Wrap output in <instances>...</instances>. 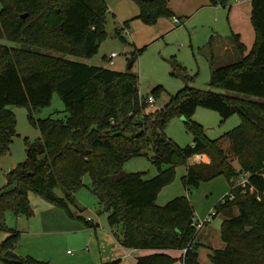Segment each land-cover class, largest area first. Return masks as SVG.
<instances>
[{"label":"trees","instance_id":"obj_1","mask_svg":"<svg viewBox=\"0 0 264 264\" xmlns=\"http://www.w3.org/2000/svg\"><path fill=\"white\" fill-rule=\"evenodd\" d=\"M135 1L139 18L146 23L174 17L171 0ZM231 1L209 0V4L227 7ZM0 2V40L16 44L0 43V156L10 152L17 134V119L10 106L27 108L30 122L41 131L39 139L26 141V160L7 174V183L0 189V230L7 229L8 212L32 215L31 194L75 218L70 206L76 205V194L89 176L92 192L109 213V224L122 229L121 245L158 252L139 257L137 264H174L176 258L159 252L185 249L183 263L200 264L195 209L190 199L184 195L164 206L157 204L160 191L173 181L174 167L186 164L182 181L187 191L225 176L229 192L235 196L215 207L214 217H224L221 238L225 246L213 251L212 264H264V0L251 1L252 48L248 51L241 36L233 33L239 59L218 67L211 58L210 85L225 93L186 86L154 111L148 110L145 101L151 95L159 98L161 86L142 96L139 76L132 71L56 55L89 58L98 53L107 37L109 7L105 0ZM120 30L116 34L125 38ZM55 92L65 104V118L36 119L34 113L49 106ZM199 107L218 112L223 120L238 114L242 122L211 140L204 127L192 119ZM177 115L184 117L194 135L193 144L184 148L165 134L168 122ZM224 140L229 141L228 153L221 146ZM150 148L157 176L145 179L144 173L124 171L127 161ZM228 154L238 160L239 169L231 164ZM197 155H207L210 162L188 164ZM164 165L170 167L164 169ZM243 174H249L250 183L245 189L235 187ZM56 189L62 191V197ZM85 222L88 227H97ZM12 231L6 245L0 247L4 252L10 248L7 243L19 234ZM7 262L47 264L32 258Z\"/></svg>","mask_w":264,"mask_h":264},{"label":"rangeland","instance_id":"obj_2","mask_svg":"<svg viewBox=\"0 0 264 264\" xmlns=\"http://www.w3.org/2000/svg\"><path fill=\"white\" fill-rule=\"evenodd\" d=\"M105 1L109 7L106 23L107 37L102 42L98 53L89 58L59 53L56 54L57 56L116 71H132L139 76V91L142 96L150 95L154 88L161 86L163 90L160 97H154L156 106L150 107L147 104L149 111L163 107L172 95L186 86L196 90L225 93L210 85L211 58L213 56L215 65L218 67L229 65L239 59V53L232 38L234 29L231 24V11L238 6L235 0H232L227 7H204L194 15L193 13L180 14L185 11L183 9V6H186L185 3L183 0L175 2L171 0L169 7L174 14L182 17V24L175 23L174 17H161L154 24L144 22L142 18H139L140 8L135 0ZM1 8L0 2V11ZM243 21L238 25L240 27L236 25V28L244 32L242 42L248 44L249 51L252 47L249 45L250 41L251 44L254 43V30L248 20L246 23ZM122 28L129 30L125 38L116 34L117 29ZM248 28L251 31L250 39ZM0 43L16 46L6 40H0ZM112 53L118 55L114 59V64H110L109 61ZM133 61L134 64L130 69ZM9 108L17 119V134L13 138L10 152L0 156V189L7 183V174L26 160V141L34 142L41 137V131L29 120L27 108L14 105ZM65 116V104L58 92L53 94L49 106L34 113V117L41 120L64 119ZM192 119L204 127L211 140L220 138L242 122L238 114L223 120L218 112L202 107L196 110ZM165 134L180 148L193 144L194 135L182 116H174L168 122ZM221 146L226 153L229 152V141L224 140ZM153 155V150L147 149L143 155L127 161L123 167L124 171L144 173L145 179L154 178L159 174V170L152 162ZM206 161L201 160L198 163H206ZM230 161L236 169H239L237 159L230 156ZM169 167L164 165V169ZM186 172V164L174 167L173 181L160 191L157 204L164 206L174 198L185 195L195 207L196 222L205 221L210 217V222L198 232L195 240L202 263L210 264L213 251L223 249L225 246L221 238L224 217L211 215L215 213L216 205L229 192L230 184L225 176H219L203 182L199 188L187 191L182 181ZM56 194L63 196L60 189H56ZM30 204L33 210L31 216H16L13 212H8L6 214L7 229L0 230L1 248L6 245L5 241L12 235V230L19 233L15 239L7 243L10 244L8 251L14 252L18 256L17 260L32 258L47 264H103L106 262L104 259L106 256L122 254L121 249H125L119 242L122 238V229L113 228L109 224V213L103 209L92 192L89 176L84 178V186L76 194V205L70 206L75 218H71L65 210L36 194L30 195ZM78 216L84 217L85 220L90 218L97 227H88L85 220ZM8 251H0V264H11L7 260L15 259L6 255Z\"/></svg>","mask_w":264,"mask_h":264},{"label":"crops","instance_id":"obj_3","mask_svg":"<svg viewBox=\"0 0 264 264\" xmlns=\"http://www.w3.org/2000/svg\"><path fill=\"white\" fill-rule=\"evenodd\" d=\"M173 1L175 2L176 0H173ZM183 2L186 5V6H183V9H185V11L183 9H181V11L183 10L184 12H180V14H184V15L191 14V13H193V15H194L196 12H198V10H200V9H202L204 7L205 8L206 7H211L210 4H209V0H183ZM237 4H238L237 8L234 9V11H231V15H232L231 24H232V27L234 29V33L239 34L241 36V40L242 39L244 40V38H243L244 37V32L242 30H240V28H236V25H237V27H240L238 25H240V23L243 20H245V21H243L245 23L248 20V22L251 23V26L253 27L252 22H251L252 7H251V2H241V3H237ZM187 7H189V8H187ZM178 9H180V8H178ZM174 17H178V16L176 14H174ZM178 18H180V17H178ZM253 30H254V28H253ZM247 32H248V37L250 39L251 31H250L249 28L247 29ZM254 41H255V31H254V35H253V42ZM244 44L247 47L248 44H246V43H244ZM253 44H251V41H250L249 45L253 46ZM201 160H207L206 163L210 162V159L206 155H197V156H194L193 159L192 158L190 159V163L189 164L190 165L196 164V163H198ZM193 207H194V205H193ZM194 209H195V207H194ZM121 250H122L121 251L122 254H112L111 256H106L104 258V259H106V262H104L103 264L111 263V262H114L116 260H120L121 261L120 264H137V259L139 257L151 255V254H154V253H158L155 250H143V249L134 250V249L125 248V249H121ZM159 253H165V254H168V255L176 258L177 261L174 264H184L183 261L181 260V257L183 256V251H180V250H167V251H162V252H159ZM199 262H200V264H203L202 260H201L200 253H199ZM210 264H212V262Z\"/></svg>","mask_w":264,"mask_h":264},{"label":"built area","instance_id":"obj_4","mask_svg":"<svg viewBox=\"0 0 264 264\" xmlns=\"http://www.w3.org/2000/svg\"><path fill=\"white\" fill-rule=\"evenodd\" d=\"M237 3H241V2H251L252 0H235ZM174 22L175 23H178V24H182V21H181V19L180 18H178V17H174ZM120 32H121V34L123 35V36H126V35H128L129 34V30L127 29V28H122L121 30H120ZM118 55H117V53H112L111 55H110V57H109V61H110V64H114V59L117 57ZM146 102V104H148V105H150V107H155L156 106V99L154 98V96H149L148 98H147V100L145 101ZM250 182H249V174H243V175H241L238 179H237V181H236V183H235V187H242L243 189H245L246 188V186L249 184ZM254 190V188L252 187L251 188V191H253ZM243 192H245V190L243 191ZM227 196V197H226ZM234 194L232 193V192H228L226 195H225V197H223V199L221 200V202H223V203H225L228 199H234ZM214 215H215V213L213 214V215H211V216H213L214 217ZM88 221H90V222H93V220H91L90 218L88 219ZM210 222V217L209 218H207L205 221H201V220H199V221H195V228L198 230V232L200 231V230H202L203 229V227L207 224V223H209ZM186 251H187V249H185V250H183V254L184 253H186Z\"/></svg>","mask_w":264,"mask_h":264},{"label":"water","instance_id":"obj_5","mask_svg":"<svg viewBox=\"0 0 264 264\" xmlns=\"http://www.w3.org/2000/svg\"><path fill=\"white\" fill-rule=\"evenodd\" d=\"M26 15H23V17H25ZM132 68V66L130 65V69ZM6 255L7 256H10V257H12V258H15V259H18V256L14 253V252H12V251H8L7 253H6Z\"/></svg>","mask_w":264,"mask_h":264}]
</instances>
